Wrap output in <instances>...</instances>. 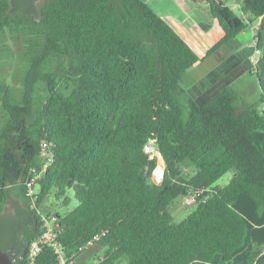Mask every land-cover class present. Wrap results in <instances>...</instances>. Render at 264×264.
<instances>
[{"label": "trees", "instance_id": "obj_1", "mask_svg": "<svg viewBox=\"0 0 264 264\" xmlns=\"http://www.w3.org/2000/svg\"><path fill=\"white\" fill-rule=\"evenodd\" d=\"M37 1L0 0V44L8 34L24 41L18 73L0 77V247L25 262L42 232L37 206L53 192L67 206L59 225L68 254L93 241L105 247L100 264L123 255L127 264H264V252L250 260L264 246V107H240L231 87L201 103L180 83L256 26L250 70L264 90V0H205L200 26L214 24L218 38L202 57L145 0H44L36 13ZM149 139L165 161L159 182ZM43 140L55 160L35 206L24 180ZM200 190L196 210L174 223L168 205ZM54 262L44 248L36 264Z\"/></svg>", "mask_w": 264, "mask_h": 264}, {"label": "rangeland", "instance_id": "obj_2", "mask_svg": "<svg viewBox=\"0 0 264 264\" xmlns=\"http://www.w3.org/2000/svg\"><path fill=\"white\" fill-rule=\"evenodd\" d=\"M44 0L36 2L37 12L40 4ZM152 6L162 17L164 16L167 23L180 34L192 49L199 55L203 56L208 46H211L215 40L214 31L216 26L213 24L209 30H204L200 23L209 19V11L206 1L199 0L197 4L188 2L187 0H145ZM234 7V5H232ZM235 10L240 14L241 11L237 6ZM257 27L248 28L236 38L243 41V46L232 44L215 54L214 59L201 60L195 66L189 68L185 77L181 80V85L187 88L188 93L198 102L209 100L214 94L225 87H231L237 95V104L242 107H248L257 104L259 109L264 107L261 98H264V90L260 87L258 79L250 67L253 66L258 57L254 37ZM236 40V41H237ZM24 41L18 35L8 34L5 42L0 44V77L12 80L14 75L20 69L19 55L23 50ZM236 47V48H235ZM238 47V48H237ZM243 48L245 53L238 51ZM237 51V57L234 56ZM181 109L183 110V119L187 118L188 106L186 99L179 100ZM160 169L163 171L165 167L164 161L156 157ZM182 170L186 175H192L194 168L184 165ZM234 169L225 173L214 185L224 186L229 183L234 176ZM70 197V207L78 204L73 189H69L66 193ZM63 199L57 200L53 192L45 199L42 204L44 211H52L59 214L66 212L67 206L62 204ZM198 203L191 201L185 202L184 196L175 198L169 205L168 211L173 217L174 223H179L189 216L196 208ZM13 210L12 200L5 206L4 211L11 212ZM105 247L93 243L79 255H77L78 264H90L94 260L104 255ZM260 252H264V246L254 245L250 251V260L255 259ZM129 256L123 255L116 264H127Z\"/></svg>", "mask_w": 264, "mask_h": 264}, {"label": "built area", "instance_id": "obj_3", "mask_svg": "<svg viewBox=\"0 0 264 264\" xmlns=\"http://www.w3.org/2000/svg\"><path fill=\"white\" fill-rule=\"evenodd\" d=\"M144 151L149 155L151 159H156L158 157L163 161V156L158 150L156 143L153 139L149 141L144 146ZM39 161L38 166L33 167L30 170L29 176L24 180V185L26 186L27 193L31 197L34 205L36 206V201L40 191V181L46 175L49 167L55 160V151L53 149V144L49 141L43 140L41 142V150L38 155ZM157 160V159H156ZM165 163V161H164ZM163 178V171L160 169V164L157 162L155 169V179L159 182ZM203 192L192 191L189 195L184 196L185 202L194 201L196 197ZM37 213L40 216L42 232L39 236L30 243L23 264H36L38 261V256L41 254L44 248H50L55 255L54 263H41V264H78L77 254H68L66 247L60 240V234L62 232V227H60L59 222L61 216L59 213L52 211H44L42 207L37 206ZM93 241H89L86 245L80 248L84 251ZM103 260V256L97 260H94L90 264H100Z\"/></svg>", "mask_w": 264, "mask_h": 264}, {"label": "water", "instance_id": "obj_4", "mask_svg": "<svg viewBox=\"0 0 264 264\" xmlns=\"http://www.w3.org/2000/svg\"><path fill=\"white\" fill-rule=\"evenodd\" d=\"M237 5H234V8ZM16 253L14 248L5 250L0 247V264H15Z\"/></svg>", "mask_w": 264, "mask_h": 264}, {"label": "crops", "instance_id": "obj_5", "mask_svg": "<svg viewBox=\"0 0 264 264\" xmlns=\"http://www.w3.org/2000/svg\"><path fill=\"white\" fill-rule=\"evenodd\" d=\"M163 18H164V16H163ZM165 19V18H164ZM214 35H215V40L212 42L213 44L217 41V38H218V35H217V32H216V30L214 31ZM238 37V36H237ZM236 37V38H237ZM236 38H234V39H232L231 41H229L226 45H224L221 49H219L218 51H220V50H223L224 48H226L227 46H231L232 44L234 45V44H236V45H239L240 47H242L243 46V41H239V40H237ZM237 40V41H236ZM212 44V45H213ZM211 45V46H212ZM211 46H208L207 48H206V50H205V53L207 52V50L211 47ZM239 47V49H238V51H240V52H242V53H245V51H244V49L243 48H240ZM236 48V47H235ZM238 48V47H237ZM218 51H216V52H218ZM215 52V53H216ZM205 53H204V55H205ZM219 53V52H218ZM203 55V56H204ZM215 54H213V55H211L210 57H208V58H206L205 60H207V59H214L215 57ZM232 57H237V51L235 52V54H234V56L233 55H231V58Z\"/></svg>", "mask_w": 264, "mask_h": 264}, {"label": "flooded vegetation", "instance_id": "obj_6", "mask_svg": "<svg viewBox=\"0 0 264 264\" xmlns=\"http://www.w3.org/2000/svg\"><path fill=\"white\" fill-rule=\"evenodd\" d=\"M11 248H13V247H11Z\"/></svg>", "mask_w": 264, "mask_h": 264}]
</instances>
